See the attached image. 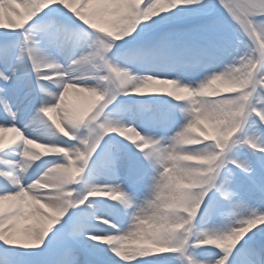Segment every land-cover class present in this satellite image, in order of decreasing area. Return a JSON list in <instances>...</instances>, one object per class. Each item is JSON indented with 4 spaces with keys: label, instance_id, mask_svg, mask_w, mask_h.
I'll return each mask as SVG.
<instances>
[{
    "label": "snow or ice",
    "instance_id": "snow-or-ice-1",
    "mask_svg": "<svg viewBox=\"0 0 264 264\" xmlns=\"http://www.w3.org/2000/svg\"><path fill=\"white\" fill-rule=\"evenodd\" d=\"M0 264H264V0H0Z\"/></svg>",
    "mask_w": 264,
    "mask_h": 264
}]
</instances>
